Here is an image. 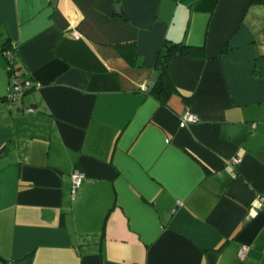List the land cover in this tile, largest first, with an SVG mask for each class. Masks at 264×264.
I'll list each match as a JSON object with an SVG mask.
<instances>
[{"label":"crops","instance_id":"0c3cea01","mask_svg":"<svg viewBox=\"0 0 264 264\" xmlns=\"http://www.w3.org/2000/svg\"><path fill=\"white\" fill-rule=\"evenodd\" d=\"M166 38L205 57L171 60L161 104ZM7 41L36 83L15 102ZM257 196L264 0H0V264H264Z\"/></svg>","mask_w":264,"mask_h":264},{"label":"trees","instance_id":"16d2710c","mask_svg":"<svg viewBox=\"0 0 264 264\" xmlns=\"http://www.w3.org/2000/svg\"><path fill=\"white\" fill-rule=\"evenodd\" d=\"M2 52L5 57V68L8 73L10 83V74L14 70H19L21 74L24 75V70L22 65L19 63L17 58V52L13 45L10 44V41H7L2 46ZM185 56L189 58H203L205 57V51L203 46H194L187 44L185 41H173L170 39H165L157 53L156 58V69L158 70V78L156 82L151 86L149 93L156 97L161 104H167V100L170 95L177 93L181 94V92L177 89V87L173 84L168 68L171 60L177 56ZM7 57L9 61H7ZM33 84H36L35 82ZM32 84L30 88L26 90L29 91L30 89L34 88L35 86ZM25 92V93H26ZM182 95V94H181ZM183 101L188 104L190 98H186L184 96ZM31 255L24 256L22 259L13 261V264H30Z\"/></svg>","mask_w":264,"mask_h":264},{"label":"built area","instance_id":"2783aa9c","mask_svg":"<svg viewBox=\"0 0 264 264\" xmlns=\"http://www.w3.org/2000/svg\"><path fill=\"white\" fill-rule=\"evenodd\" d=\"M78 36V35H76ZM9 61V58L6 59ZM34 82H32L29 78L25 77L19 70H14L10 74V83L7 87V95L6 99L9 102H15L16 100L22 98L28 88L32 86ZM36 86V84H33ZM180 120L182 123L186 122H194L197 120V116L191 113L188 109L185 110L181 116ZM241 159L239 157H233L229 163L231 165H237ZM85 177L84 172L79 169H74L71 173V197H75V193L78 187L81 185L83 179ZM262 208H264V197L257 196L250 204L248 208V217H254ZM248 245H242L238 250V257L244 259L246 257V253L248 250Z\"/></svg>","mask_w":264,"mask_h":264},{"label":"rangeland","instance_id":"374dc122","mask_svg":"<svg viewBox=\"0 0 264 264\" xmlns=\"http://www.w3.org/2000/svg\"><path fill=\"white\" fill-rule=\"evenodd\" d=\"M9 78V77H8Z\"/></svg>","mask_w":264,"mask_h":264}]
</instances>
